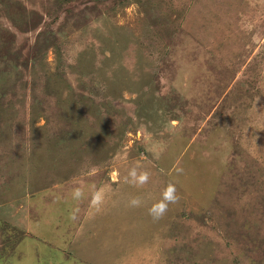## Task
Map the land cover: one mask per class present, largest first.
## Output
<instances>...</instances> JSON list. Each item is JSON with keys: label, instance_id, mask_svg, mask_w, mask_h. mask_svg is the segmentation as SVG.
<instances>
[{"label": "rangeland", "instance_id": "obj_1", "mask_svg": "<svg viewBox=\"0 0 264 264\" xmlns=\"http://www.w3.org/2000/svg\"><path fill=\"white\" fill-rule=\"evenodd\" d=\"M24 193L32 216L79 208L80 243L111 221L112 264H264V0H0V264L65 261L28 237L74 233L2 205Z\"/></svg>", "mask_w": 264, "mask_h": 264}, {"label": "crops", "instance_id": "obj_2", "mask_svg": "<svg viewBox=\"0 0 264 264\" xmlns=\"http://www.w3.org/2000/svg\"><path fill=\"white\" fill-rule=\"evenodd\" d=\"M26 191V190H25ZM28 191H30V189H28ZM33 194H26L24 193V197L23 201H18V207L16 210L15 204L17 203L18 199H7L8 201L5 204H2L3 206L6 204L9 206V208L14 209L15 213L19 212V209H22L21 212H19V215H17L16 217L20 218L19 220H21L23 223H25V219L23 218V216L25 215L26 217H28L29 219H43L44 224L45 225H49L51 228H47L49 229L50 232H52L53 230L55 231V235H57L58 233H60V231H66L65 234H69L68 236V241L71 240L70 239V235L73 236L75 235V239L76 236L79 235L78 231H76L78 223L74 222L73 220H70L69 216L71 211L73 210V205H71V207L68 205L63 206L65 208V212L61 213L60 216V220L59 217H55L53 218L52 216H47V212L45 211L42 216L41 214H39V216H32L31 215V206H32V201H30V199L33 198ZM74 200L71 199V202H73ZM22 203V204H21ZM23 205V206H22ZM56 206V203L53 204ZM22 206V208L20 207ZM59 207V206H58ZM63 207L60 206V210H63ZM46 208V207H45ZM66 214L68 217H65ZM82 216V215H81ZM79 217V215H78ZM80 218V217H79ZM13 220L8 216V220ZM66 219H69L70 221H67ZM11 222V221H10ZM82 222L83 224H85L84 228L89 229L92 227H95L96 230L98 229V231L96 232L97 235H100L99 238L95 239V237H91L90 239H93L92 242H87V243H83V241L80 243L78 242V240L76 239V242H70L69 244L66 243L64 245L61 244H57L54 242H50L51 237L49 235H47L46 232L44 231H37V230H33L34 232H29L32 231L30 228V225H32L33 223L28 222L29 223V229L27 228L25 233H32L33 234V238L32 237H28V239H31L33 242H38V241H43L46 244V247H48V249L51 248V250H57L58 251V255H56L59 260L60 256L59 254L63 255V257H65V261H62L61 263H57V264H112V260L116 259L114 258V256H116V252L115 249L118 250V252L122 249H126L125 244L120 245L119 243H117L118 245H115L116 243L112 244L111 241H109V239H105L103 240V237L101 235H104L105 232H107V229L111 228L113 225H111V221L107 222V221H99L97 224L95 223V220H89V219H83L82 218ZM15 224V223H13ZM35 224V223H34ZM65 225V226H64ZM118 225H120V223H118ZM88 226V227H86ZM126 226V225H125ZM126 231V229H125ZM80 232V231H79ZM82 232V231H81ZM95 232H90L92 235L95 234ZM42 234L44 233L45 235H47V239L45 237H42L38 234ZM74 233V235L72 234ZM94 233V234H93ZM50 234V233H49ZM43 235V234H42ZM32 244V243H31ZM41 253L36 254V256H39ZM48 254V253H47ZM108 254V255H106ZM54 252H51V256L53 257ZM113 257L114 259L110 258ZM52 257L50 258L52 260ZM62 258V257H61ZM112 259V260H111ZM114 261V262H115ZM48 264H51V262L48 261ZM114 264V263H113Z\"/></svg>", "mask_w": 264, "mask_h": 264}, {"label": "clouds", "instance_id": "obj_3", "mask_svg": "<svg viewBox=\"0 0 264 264\" xmlns=\"http://www.w3.org/2000/svg\"><path fill=\"white\" fill-rule=\"evenodd\" d=\"M182 169H178L177 173H182ZM115 176L116 173H113ZM150 180V173L146 170H141L137 166H132L128 172L127 176L124 177V182L131 184L136 187H143ZM71 198L74 201H81L84 199V191L81 187H74L70 193ZM180 195L176 184L169 182L164 188L161 198L153 203L148 209V215L152 220L159 221L162 219L169 210V205L176 204L180 200ZM105 202V190L104 188H96L93 186V191L91 192L90 208L94 209L96 212L101 211L102 206ZM143 206V200L140 197H133L128 202V207L130 208H139ZM80 209L74 208L70 213V220L75 221L78 218Z\"/></svg>", "mask_w": 264, "mask_h": 264}]
</instances>
